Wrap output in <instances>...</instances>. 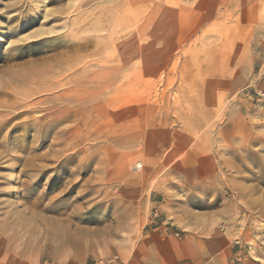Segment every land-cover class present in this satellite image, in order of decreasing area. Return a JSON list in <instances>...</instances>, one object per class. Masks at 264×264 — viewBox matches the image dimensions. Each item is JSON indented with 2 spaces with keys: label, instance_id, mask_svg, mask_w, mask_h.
<instances>
[{
  "label": "rangeland",
  "instance_id": "obj_1",
  "mask_svg": "<svg viewBox=\"0 0 264 264\" xmlns=\"http://www.w3.org/2000/svg\"><path fill=\"white\" fill-rule=\"evenodd\" d=\"M188 6L0 0V264H264V39Z\"/></svg>",
  "mask_w": 264,
  "mask_h": 264
},
{
  "label": "crops",
  "instance_id": "obj_2",
  "mask_svg": "<svg viewBox=\"0 0 264 264\" xmlns=\"http://www.w3.org/2000/svg\"><path fill=\"white\" fill-rule=\"evenodd\" d=\"M159 1V0H157ZM174 3L177 0H162ZM194 18L200 19L196 27L211 25L212 20L238 19L240 26H247L250 33L264 39V0H187ZM219 22V21H218ZM165 256L163 264H173L176 254ZM133 264V263H131Z\"/></svg>",
  "mask_w": 264,
  "mask_h": 264
}]
</instances>
